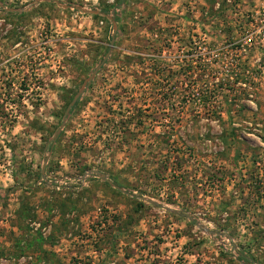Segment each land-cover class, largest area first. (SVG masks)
Segmentation results:
<instances>
[{
    "label": "rangeland",
    "instance_id": "374dc122",
    "mask_svg": "<svg viewBox=\"0 0 264 264\" xmlns=\"http://www.w3.org/2000/svg\"><path fill=\"white\" fill-rule=\"evenodd\" d=\"M253 7L0 0V264H264Z\"/></svg>",
    "mask_w": 264,
    "mask_h": 264
},
{
    "label": "built area",
    "instance_id": "2783aa9c",
    "mask_svg": "<svg viewBox=\"0 0 264 264\" xmlns=\"http://www.w3.org/2000/svg\"><path fill=\"white\" fill-rule=\"evenodd\" d=\"M226 1L227 3L232 5L234 4L237 7H239L240 5L249 4L251 3V1L254 2V7L250 10H246L247 15H245V23L241 24V26L238 28L240 36L238 38H234V40L231 41L226 47L214 48L210 51L206 49L207 46L201 48L197 45L190 46V43L177 46L176 49L179 51L177 58L180 61L191 60L192 65L198 64L199 68H201V65L202 68H208L210 66V63L213 64L215 59L218 57V52L220 51V49H222L224 53L229 54L228 63H230V65L235 63V61L238 62L239 56H242V58L245 59L247 55L254 49L264 51V0H261L259 5H256V1L259 0ZM211 20H213V18L210 19V22ZM197 21H199V18ZM232 27L235 29L234 26ZM235 32L237 33L238 30H236ZM232 55L235 56V59L232 58ZM225 66L227 67V64ZM258 67L262 66L258 65ZM227 71L229 72V70ZM229 78L232 80V76H229ZM217 79L218 78H214L213 81L215 82L217 81ZM198 102H202L200 97L198 98Z\"/></svg>",
    "mask_w": 264,
    "mask_h": 264
},
{
    "label": "trees",
    "instance_id": "16d2710c",
    "mask_svg": "<svg viewBox=\"0 0 264 264\" xmlns=\"http://www.w3.org/2000/svg\"><path fill=\"white\" fill-rule=\"evenodd\" d=\"M240 257H242L241 254H240ZM242 258H244V259L247 261V263L251 261V259H249V258H247V257L245 258V257L243 256Z\"/></svg>",
    "mask_w": 264,
    "mask_h": 264
},
{
    "label": "water",
    "instance_id": "95a60500",
    "mask_svg": "<svg viewBox=\"0 0 264 264\" xmlns=\"http://www.w3.org/2000/svg\"><path fill=\"white\" fill-rule=\"evenodd\" d=\"M114 34V33H113ZM102 175V174H101ZM102 176H104V175H102ZM121 190V189H120Z\"/></svg>",
    "mask_w": 264,
    "mask_h": 264
}]
</instances>
